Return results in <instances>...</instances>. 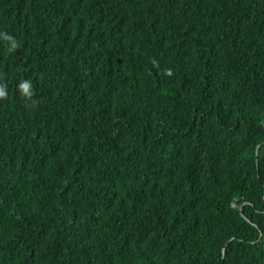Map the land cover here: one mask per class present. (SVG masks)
Instances as JSON below:
<instances>
[{
  "label": "trees",
  "instance_id": "16d2710c",
  "mask_svg": "<svg viewBox=\"0 0 264 264\" xmlns=\"http://www.w3.org/2000/svg\"><path fill=\"white\" fill-rule=\"evenodd\" d=\"M0 87V264H264V0H0Z\"/></svg>",
  "mask_w": 264,
  "mask_h": 264
},
{
  "label": "clouds",
  "instance_id": "9594fccd",
  "mask_svg": "<svg viewBox=\"0 0 264 264\" xmlns=\"http://www.w3.org/2000/svg\"><path fill=\"white\" fill-rule=\"evenodd\" d=\"M4 39L10 40V38L7 36H5ZM14 50H15V41H11V47L9 48V51L11 52ZM20 90L26 98H29V99L31 98L32 92H31V84L29 82L22 83L20 85ZM6 96H7V93L4 89V87H0V100L5 99Z\"/></svg>",
  "mask_w": 264,
  "mask_h": 264
}]
</instances>
